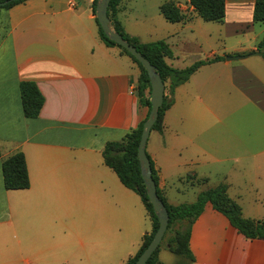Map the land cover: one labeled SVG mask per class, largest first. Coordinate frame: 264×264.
Listing matches in <instances>:
<instances>
[{"label":"crops","instance_id":"obj_1","mask_svg":"<svg viewBox=\"0 0 264 264\" xmlns=\"http://www.w3.org/2000/svg\"><path fill=\"white\" fill-rule=\"evenodd\" d=\"M168 1L187 14L182 22H168L160 13ZM92 2L27 0L1 11L0 264L60 261L68 249L71 215L88 204L110 205L117 196H131L104 164L102 150L135 129L149 110L135 93L137 65L99 38ZM139 2L121 0L116 16L129 36L149 43L127 28L148 16ZM253 6L254 0H225L223 22H205L215 24V34L209 31L203 39L194 27L202 19L188 0L156 4L172 28L159 39L173 52L165 59L169 66L223 60L201 66L175 88L162 131H150L145 151L169 205L191 204L200 192L224 183L243 218L264 222V60L243 56L264 37V23L252 22ZM229 38L236 39L234 45L224 42ZM213 39L222 47L213 46ZM234 55L241 58H225ZM22 81L35 82L44 96L35 119L23 115ZM18 151L25 157L29 188L7 190L1 164ZM190 192L193 202L176 204L175 197ZM106 244L111 248L116 241ZM189 248L192 264H264V240L243 236L210 203L192 224Z\"/></svg>","mask_w":264,"mask_h":264},{"label":"trees","instance_id":"obj_2","mask_svg":"<svg viewBox=\"0 0 264 264\" xmlns=\"http://www.w3.org/2000/svg\"><path fill=\"white\" fill-rule=\"evenodd\" d=\"M25 1L27 0H0V2H5V4L0 7V14L2 10L10 9L11 7ZM120 2L121 0H110L109 2L107 15L110 19L111 25L125 41L132 44L136 48V51L143 58H145L150 65H152L154 70L161 77L165 86L163 102L158 110L157 120L151 129L161 132L163 128V115L173 104V93L175 88L186 83L190 76L201 66L223 60V57L215 56L206 60H198L183 69H177L169 66L165 59L172 58L173 52L168 43L164 40L141 43L136 37L129 36L125 32L116 16ZM188 2L193 8V11L204 22H223L225 17V0H188ZM95 4L96 1L93 0L92 12L94 16ZM159 11L165 20L171 23L182 22L186 17L181 10L177 9L173 1L162 3L159 6ZM252 22L264 23V0H254ZM95 23L97 25L98 35L101 41L106 46L119 48L137 65L140 74L135 88V93L139 104L147 106L150 111V83L146 71L142 65L124 48L115 44L103 34L96 17ZM243 56H259L262 60H264V37L257 43L255 50L245 53ZM19 92L24 117L29 119L37 118L45 99L36 83L33 81L20 82ZM146 118L141 121L135 129L127 132L121 140L107 142L102 150L104 164L113 170L125 188L131 190L140 198L152 223L151 232L143 235L140 248L135 255L126 261L125 264H134L138 256L152 240V237L158 228V219L148 199L137 157V146L141 135L142 125ZM147 157L150 162L151 175L156 184L157 195L164 204L168 213V225L162 241L165 240V248L169 253L184 259L186 264L193 263L194 258L189 248L191 227L196 218L203 211L206 203H210L215 210L226 216L230 224L246 238L264 240V222L243 218L241 207L228 197L227 185L224 183H220L214 188H209L200 192L197 195L196 200L191 204H180L177 206L169 205L162 196L161 192L157 189V172L154 169L153 163L148 155ZM1 172L3 186L5 189L24 190L29 188V176L25 157L22 152H15L5 158L1 164ZM159 251L160 245L152 253L146 264H163L158 259Z\"/></svg>","mask_w":264,"mask_h":264},{"label":"rangeland","instance_id":"obj_3","mask_svg":"<svg viewBox=\"0 0 264 264\" xmlns=\"http://www.w3.org/2000/svg\"><path fill=\"white\" fill-rule=\"evenodd\" d=\"M95 1L97 3L98 0ZM159 1L141 0L139 9L148 16L138 22H128V30L139 34L144 40L150 42L164 38L172 28L157 12L156 4ZM175 6L182 11L179 6L176 4ZM204 23L203 20L198 19L194 23V27L199 38L207 39L206 33L209 31H212L213 35L215 34V26H213L215 24L206 25ZM215 40L213 39V46L222 47L223 43H216ZM224 42L231 46L235 44L236 39L229 38ZM130 193L131 196L125 199L117 196L116 203L110 205L105 203H101V205L88 204L83 212L71 215L67 251L64 252L60 261L55 259L52 262L39 260L38 264H123L129 256L138 251L143 235L150 233L152 229L151 220L139 197L133 192ZM174 200L177 204L193 202L195 199L193 193L190 192L185 197L181 199L175 197ZM110 240L116 241V244L111 248L106 244ZM159 245V261L164 264H186L184 259L174 256L166 250L165 240H161ZM109 251L112 253L111 259L108 257ZM10 256L11 253L7 249V261ZM94 256L96 261H92Z\"/></svg>","mask_w":264,"mask_h":264},{"label":"water","instance_id":"obj_4","mask_svg":"<svg viewBox=\"0 0 264 264\" xmlns=\"http://www.w3.org/2000/svg\"><path fill=\"white\" fill-rule=\"evenodd\" d=\"M109 2L110 0H98L95 6V17L103 34L109 40L124 48L142 65L148 75L150 83L149 101L151 108L142 125L141 135L137 146V157L148 199L158 219V228L154 233L152 240L134 262V264H146L152 253L158 248L168 225V213L164 204L157 195L156 184L152 178L150 162L145 151L149 133L153 124L157 120L158 110L163 102L165 86L161 77L157 74L152 65H150V63L136 51V48L132 44L125 41L122 36L114 30L107 15ZM4 4L5 2H0V7ZM225 58L239 59L241 56L234 55L226 56Z\"/></svg>","mask_w":264,"mask_h":264}]
</instances>
